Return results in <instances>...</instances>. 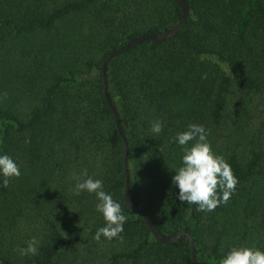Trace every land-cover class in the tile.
Returning <instances> with one entry per match:
<instances>
[{"label": "trees", "instance_id": "16d2710c", "mask_svg": "<svg viewBox=\"0 0 264 264\" xmlns=\"http://www.w3.org/2000/svg\"><path fill=\"white\" fill-rule=\"evenodd\" d=\"M185 1L173 37L107 63V94L130 201L161 233L185 229L197 264H218L232 247L264 251V0ZM180 17L173 0H0V154L21 172L0 187V264H192L187 239L157 241L125 207L124 146L100 77L106 54ZM189 124L238 181L212 211L178 201L170 182L182 155L170 138ZM82 171L121 204L118 238H93L104 221L93 195L73 192ZM33 237L36 254L21 255Z\"/></svg>", "mask_w": 264, "mask_h": 264}, {"label": "clouds", "instance_id": "9594fccd", "mask_svg": "<svg viewBox=\"0 0 264 264\" xmlns=\"http://www.w3.org/2000/svg\"><path fill=\"white\" fill-rule=\"evenodd\" d=\"M163 122L156 119L151 122V132L160 133ZM207 130L200 124H189L187 130L177 132L170 142L180 147L182 153L180 166L171 176V185L178 189L176 199L182 203L194 204L197 211H212L219 204L226 203L235 191L238 183L231 166L225 159L213 153L207 142ZM189 142H192L190 146ZM21 175L17 162L8 154H0V187H7L10 179ZM73 192L93 195L95 211L100 214L104 225L99 227L94 239L118 238L127 220L121 204L115 201L111 193L104 190L101 179H94L86 171L74 175ZM38 241L35 237L27 241L26 246L19 248L21 255H35ZM218 264H264V251L248 246L230 248Z\"/></svg>", "mask_w": 264, "mask_h": 264}, {"label": "water", "instance_id": "95a60500", "mask_svg": "<svg viewBox=\"0 0 264 264\" xmlns=\"http://www.w3.org/2000/svg\"><path fill=\"white\" fill-rule=\"evenodd\" d=\"M174 4L178 5L181 11V17L178 20V22L168 28L165 29L161 32L153 33V34H144V35H139L136 37H132L131 39L127 40L123 45L120 47L114 49L113 51H110L106 56L102 59L101 65H100V77L102 81V93H103V99L106 102V105L108 106L113 119L114 123L116 126V131L118 136L121 138L124 146V154H123V172H124V204L126 209L131 210L136 213L141 219L143 220L145 226L149 230L150 234L159 242L173 246L177 242L187 239L190 245V252H191V263L192 264H197L196 260V255H195V250L193 246V241L190 235L187 233L185 229H183L180 233L177 235H167L163 234L160 231H158L154 225V223L145 215L143 214L131 201H130V196H129V184H130V179H129V174H128V169H127V157H128V145L127 141L124 137L122 127L120 125L119 121V114L117 111V108L113 101L109 98L107 94V84H106V76H105V68L107 63L117 57L118 55H121L125 51L129 50L130 48L142 43V42H153L157 43L163 40L170 39L173 37L177 32H179L185 22V19L188 15L189 12V7L188 4L185 0H173Z\"/></svg>", "mask_w": 264, "mask_h": 264}]
</instances>
